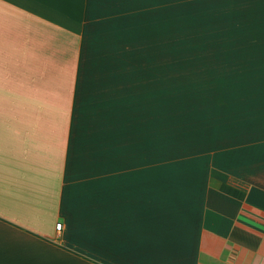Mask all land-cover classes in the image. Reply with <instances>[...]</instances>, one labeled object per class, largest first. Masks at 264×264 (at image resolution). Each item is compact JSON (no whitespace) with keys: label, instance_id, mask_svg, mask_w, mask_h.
Returning a JSON list of instances; mask_svg holds the SVG:
<instances>
[{"label":"crops","instance_id":"crops-1","mask_svg":"<svg viewBox=\"0 0 264 264\" xmlns=\"http://www.w3.org/2000/svg\"><path fill=\"white\" fill-rule=\"evenodd\" d=\"M100 1L0 0V264H264L263 157L187 172L75 124Z\"/></svg>","mask_w":264,"mask_h":264},{"label":"rangeland","instance_id":"rangeland-1","mask_svg":"<svg viewBox=\"0 0 264 264\" xmlns=\"http://www.w3.org/2000/svg\"><path fill=\"white\" fill-rule=\"evenodd\" d=\"M91 19L76 125L131 128L139 157L187 172L264 159V0H101Z\"/></svg>","mask_w":264,"mask_h":264},{"label":"built area","instance_id":"built-area-1","mask_svg":"<svg viewBox=\"0 0 264 264\" xmlns=\"http://www.w3.org/2000/svg\"><path fill=\"white\" fill-rule=\"evenodd\" d=\"M55 229L59 232L60 229H61V225H60V224H57V225L55 226Z\"/></svg>","mask_w":264,"mask_h":264}]
</instances>
